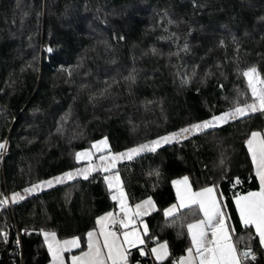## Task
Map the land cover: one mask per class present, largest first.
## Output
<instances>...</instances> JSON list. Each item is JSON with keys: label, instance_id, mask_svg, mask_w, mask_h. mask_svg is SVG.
Instances as JSON below:
<instances>
[{"label": "trees", "instance_id": "1", "mask_svg": "<svg viewBox=\"0 0 264 264\" xmlns=\"http://www.w3.org/2000/svg\"><path fill=\"white\" fill-rule=\"evenodd\" d=\"M264 79V0H0V142L9 152L3 177L10 193L82 166L76 154L101 138L106 152L136 147L253 101L247 77ZM264 87V85H262ZM264 130V111L250 112L118 162L129 204L147 196L148 249L129 264H176L191 246L187 223L196 206L165 217L175 202L172 180L193 189L215 187L243 254L264 264V247L241 225L233 197L258 183L245 142ZM109 172L97 170L16 199L0 208V264H46L41 231L59 239L85 234L98 215L115 208ZM239 181V183H237ZM195 213V215H194ZM14 221L29 232L20 239ZM164 241L168 255L149 254Z\"/></svg>", "mask_w": 264, "mask_h": 264}, {"label": "snow or ice", "instance_id": "2", "mask_svg": "<svg viewBox=\"0 0 264 264\" xmlns=\"http://www.w3.org/2000/svg\"><path fill=\"white\" fill-rule=\"evenodd\" d=\"M243 75L248 78V86L251 89L252 96L255 98L253 103L245 104L243 107L237 106L233 110L225 112L220 116H213L210 120H206L201 124L191 125L189 128L181 129L178 133L163 136L150 143L129 148L125 152L109 154L107 157L101 156L99 159L105 162L102 170L104 172H110L115 167L117 160L132 159L144 151L154 152L162 143H169L185 133L211 128L216 126L217 123L227 122L229 119L238 116H245L248 112L264 111V87H258V85H264V79H257L258 74L254 67L245 71ZM248 146L256 167V175L259 178L260 188L259 191L248 192L247 195L238 196L235 202L243 225L245 227L254 225L260 243L264 245V136L260 132H253L251 138L248 140ZM2 148H4V145L0 144V149ZM92 148L96 151H104L107 148V140L105 139L94 143ZM92 155L93 153L90 151L78 152L76 154L78 161L81 159L90 161ZM90 170H96L95 166L91 165V163L88 168L77 170V173L84 175L85 179H87V173ZM65 178H73V173H66L65 177H56L55 182L61 183ZM105 181L109 188L115 189L117 193L113 196V199L118 200L120 210L124 213V218L119 221L123 227L127 228L133 224L136 217L147 215L149 210L155 207L152 199L149 198L137 204L133 211L127 204V197L123 191L119 173L105 176ZM52 183V180L41 182L40 184L33 185L30 189H25V192L35 191L44 184L51 186ZM173 183L177 186L178 202L165 210V216L173 217L181 209H190L193 206H196L199 212L203 214L202 218L194 219L192 222L187 223V232L191 238L192 246L187 249L188 255L182 258L181 264H196L197 260L198 264H242L241 254L237 252L235 245L232 243L229 234L230 226L226 225L225 214L221 211L217 199L213 195L214 189L207 187L200 191H192L187 177H184L183 180L174 181ZM181 185L183 188H181ZM11 199L15 202L16 199H23V197L19 193H13ZM7 202L8 198L0 200V204ZM112 217L113 214L108 213L97 221L98 224L102 225L101 235L104 236L103 248L107 249L106 256L99 242L93 239L94 233L89 232V251L83 253L81 256H74L72 258V264H106V261H111V264H123L126 261L123 244L117 242L119 238L114 232L103 230V222ZM209 233H211V238H209ZM145 234H147V225H145ZM123 236V243L129 245L144 243V240L140 238L134 228L130 232H124ZM45 239L48 243V249L52 254L53 261H61V264L62 252L71 247L80 246L79 238L60 241L57 240L54 232L45 233ZM193 250H195V255L193 254ZM151 252L156 255L158 260H163L168 255L167 244H160L158 247L152 248ZM141 254L144 253L142 252ZM249 254L244 253L243 255L247 257Z\"/></svg>", "mask_w": 264, "mask_h": 264}, {"label": "crops", "instance_id": "3", "mask_svg": "<svg viewBox=\"0 0 264 264\" xmlns=\"http://www.w3.org/2000/svg\"><path fill=\"white\" fill-rule=\"evenodd\" d=\"M223 113H225V112H223ZM223 113H221V114H219V115H217V116H220V115H222ZM248 113H250V112H248ZM228 121H229V120H228ZM253 132H260V133L262 134V136H264V130H262V131L254 130V131L250 132V134H249V136L247 137L246 142H245V146H246L247 152H248V154H249V158H250V160H251V164H252V167H253V171H254V174H255V177H256V180H257V183H258V188H257V189H251V190H248V191H246V192L239 193V194H237V195H235V196L233 197V205H234L235 211H236V213H237V217H238V219H239L241 225H243V223L241 222V218H240V215H239V210H238L237 205H236V202H235V201H236V198H237L238 196L247 195L248 192L259 191V188H260L259 178H258L257 175H256V167H255V165H254V163H253L252 155H251V152H250V150H249V146H248V140L251 138V134H252ZM107 149H108V147H107L104 151L96 153V154L94 155L93 158L96 160V159H97V156H98L99 154H100V156H105V155H103L102 153H107V152H106ZM123 151H124V150H123ZM81 160H82V161H85V163L87 162L86 160H83V159H81ZM81 160H80V161H81ZM117 162H119V161H117ZM117 162H115V165L117 164ZM83 165H84V164H83ZM79 167H80V166H79ZM77 168H78V167H77ZM95 169H96V170H90V171L87 173V175H90V174H92L93 172H95V171H97V170L103 171V170H102L103 168L100 169L98 166H95ZM103 172H104V171H103ZM114 174H115V173L109 172V173L106 174L105 176H111V175H114ZM184 177H185V176H183V177H179V178H175V179L172 180L171 184H172V188H173V191H174V193H175V196H176V200H175V202L169 204L168 206H166V207L163 209V215H164V216H165V214H164L165 210L168 209V208H170L173 204H176V203L178 202V197H177V186L174 185L173 182H174V181L183 180ZM106 183H107V182H106ZM188 184L190 185L192 191H200L201 189H204V188H207V187H212V188L214 189L213 195L216 197L217 202H218V206L220 207L221 211L225 214V222H226V225H228V224H227L226 213H225V211H224V209H223V206H222V204H221V202H220V200H219V197H218V195H217V191H216L215 187H213V186H207V187H204V188H201V189L195 190V189L192 188L189 179H188ZM181 188H183L182 185H181ZM112 190H113V192H112V198H113V196L116 195L117 193H116L115 189H112ZM38 191H40V190H38ZM38 191H36V192H38ZM123 191H124V190H123ZM124 193H125V192H124ZM125 195H126V194H125ZM149 198H151V197H150V196H147V197H145V198H143V199H141V200H139V201H137V202H135V203H133V204H129L128 201H127V204H128V206H129L131 209H133V211H134V210H135V206H136L137 204H140V203H142L143 201H145V200H147V199H149ZM151 199H152L153 204H154L155 207H154L153 209L149 210V212H148L147 215H149L150 213L154 212V211L157 209V206H156V204H155V201L153 200V198H151ZM113 200H114L115 203H116L115 208H113V209H111V210H109V211H107V212H104V213L98 215V216L96 217V219H95V227L92 228V229H90V230H88V231L86 232V234H85V248H84L83 250L77 251V250L80 248V246H81V241H80V246H79V247H71V248H69L68 250L62 252V254H61L62 264H72V258H73L74 256H81L83 253L89 251V249H88V233H89V232L94 233V237H93V239H94V240H97V241L99 242V245H100V247H101L103 253H104L105 256H106V254H107V249H106V248H103L104 236L101 235L102 225H101V224H98L97 221H98L101 217L106 216L108 213H112V214H113V217H112V218H109V220L103 222V230H104V231L114 232V233L116 234V236L119 238L117 242H118V243H122V244H123V248L125 249L126 261L123 262V264H129V263H128V256H129V255H128V251H129V250H133V249H137V248L140 249L141 246L145 243V236L148 234V225H147V222H146V219H145L147 215H143V216L136 217L135 220H134V222H133V224H131V225H129L127 228H125V227H123V226L119 223V221H120L122 218H124V213L121 212V210H120V204H119L118 200H115V199H113ZM165 217H166V216H165ZM202 217H203V214L201 213V218H202ZM113 220H115V222H113ZM111 224H113V225H117V226L121 227L123 230H122L121 232H119V231H116V230H114V229H110V228H109V225H111ZM145 225H147V234H145ZM243 226H244V225H243ZM250 226L253 228L254 232L256 233L255 226H254V225H250ZM133 228L136 230V232L138 233V235L140 236V238L144 240V243H143V244L137 243V244H135V245H129V244H127V243H123V241H124L123 233H124V232H130V231L133 230ZM45 233H52V232H51V231H41L42 239H43V241H44V243H45V246H46V249H47V251H48V253H49V261H48L46 264H61V261H55V262L53 261L52 254L49 252V249H48V243L46 242V239H45ZM229 234H230V236H231V229H230V228H229ZM256 235H257V237H258V239H259V236H258L257 233H256ZM56 238H57V236H56ZM73 238H78V237H77V236H72V237H68V238H65V239H59V238H57V240L64 241V240H71V239H73ZM209 238H211V233H209ZM190 239H191V238H190ZM79 240H80V239H79ZM259 242H260V239H259ZM163 243H166V242L161 241V242H158V243H154V244L151 245L150 248H149V254H150V256H151L156 262L164 261L166 258H164L163 260H158V259L156 258V255L153 254V253L151 252V249H152V248H156V247H158L160 244H163ZM232 243H233V241H232ZM233 244H234V243H233ZM260 245H261L262 247H264V245H262L261 243H260ZM191 246H192V245H191ZM191 246H190V247H191ZM187 249H188V248H187ZM187 249L185 250V253L179 258V260L177 261L176 264H181V260H182V258H184V257H186V256L188 255V253H187ZM236 249H237V248H236ZM167 250H168V246H167ZM237 252H238L239 254H241V252H240L238 249H237ZM193 254L195 255V250H193ZM242 255H243V254H241V257H240V258H241V261H242ZM106 264H111V261H106ZM196 264H198V260L196 261Z\"/></svg>", "mask_w": 264, "mask_h": 264}, {"label": "built area", "instance_id": "4", "mask_svg": "<svg viewBox=\"0 0 264 264\" xmlns=\"http://www.w3.org/2000/svg\"><path fill=\"white\" fill-rule=\"evenodd\" d=\"M230 121V120H229ZM0 144L4 145V148L0 149V200H4L5 198H8V202L7 203H2L0 204V208L4 207V208H10L12 210V203L9 201V191L7 190V187L5 185L4 182V177H3V161H4V157L5 155L9 152V145L7 140L1 141ZM110 229H114L116 231L121 232L123 229L117 225H109ZM14 230V234H15V239H14V245L16 246L17 251L21 254V248H20V239L22 236L26 235L29 232V229L26 228H22L19 229L17 224L12 221L10 225H7L1 232L2 235V239L4 243H8L9 242V238H10V234L11 231ZM148 249V246L146 243H144L140 249H138L140 252H145ZM132 252V250L128 251V255H130ZM257 259V254L256 253H251L250 254V259ZM10 264H15L12 259H10Z\"/></svg>", "mask_w": 264, "mask_h": 264}, {"label": "rangeland", "instance_id": "5", "mask_svg": "<svg viewBox=\"0 0 264 264\" xmlns=\"http://www.w3.org/2000/svg\"><path fill=\"white\" fill-rule=\"evenodd\" d=\"M246 71H247V70H246ZM257 79H258V80L260 79L259 76H257ZM247 80H248V78H247ZM258 87H263V86H262V85H258ZM250 91H251V89H250ZM251 95H252V92H251ZM254 99H255V98L253 97V101L250 102L249 104L253 103V102H254ZM240 107H243V106H240ZM229 111H231V110H229ZM229 111H227V112H229ZM232 119H233V118H232ZM207 120H210V119H207ZM229 120H231V119H229ZM204 121H206V120H203V121H201V122H199V123H196V124H201V123H203ZM221 123H224V122L217 123L216 125H219V124H221ZM189 127H190V126H188L187 128H189ZM204 129H206V128H204ZM204 129H201V130H204ZM179 131H180V130H179ZM179 131H176V132H173V133H178ZM197 131H200V130H197ZM197 131H193V132L185 133V134L179 136L177 139H174V140H180V139H183V138H185V137H188V136L192 135L193 133H195V132H197ZM173 133H169V134H166V135H163V136H168V135L173 134ZM163 136H160V137H163ZM160 137H157V138H155V139H153V140L147 141V142H145V143H143V144L150 143L151 141L157 140V139H159ZM105 139H106V138H101V139H99V140H96V141H94V142L91 144V146H90L89 148H86V149H83V150H80V151H79V152L90 151V152L93 153V155H92L90 161L87 160V159H83V160H86V161H87L84 165H82V166H80V167H78V168H74V169H71V170H67V171H65V172H63V173H61V174L55 175V176H53V177H51V178H48V179H45V180L41 181V182H45V181L52 180L53 183H52L51 186H48L47 184H44L42 187L36 189L35 191H32V192H25V189H30V188L33 187V185H36V184H40V183H41V182H38V183H36V184H33V185H31V186H29V187H27V188H25V189L19 191L18 193H19L22 197H26V196H28V195H30V194H32V193H35V192L38 191V190H43V189H45V188H49V187H52V186H54V185L61 184V183L66 182V181H68V180L74 179V178H76V177H84V175L78 174V173H77V170H83V169H85V168H88L90 163H91V165H93V166H98L100 169H102L103 166H104V163H105V162H102V161L99 159V158L101 157L100 154L97 156V159H96V160L93 158L94 155H95L96 153H98V152H102V151H96L95 149L92 148V145H93L94 143H97V142H99V141H101V140H105ZM172 141H173V140H172ZM172 141H171V142H172ZM169 143H170V142H169ZM166 144H167V143H166ZM162 145H165V143H162L160 146H162ZM160 146H159V147H160ZM107 147H108V142H107ZM157 148H158V147H157ZM125 151H126V150H124V151H119V152H115V153L107 152V153H102V154L105 155V157H107V156H109V154H117V153H122V152H125ZM144 152H145V151H144ZM141 153H143V152H141ZM141 153H140V154H141ZM122 160H128V159H121V160H117V161L120 162V161H122ZM117 161H116V162H117ZM117 163H118V162H117ZM66 173H73V178H71V179L65 178V179L63 180V182H61V183H56V182H55V178H56V177H65V174H66ZM87 176H88V175H87ZM12 194H13V193H9V201H10V202L12 203V205H13V201H12V199H11Z\"/></svg>", "mask_w": 264, "mask_h": 264}, {"label": "water", "instance_id": "6", "mask_svg": "<svg viewBox=\"0 0 264 264\" xmlns=\"http://www.w3.org/2000/svg\"><path fill=\"white\" fill-rule=\"evenodd\" d=\"M244 253H248V252H247V251H245ZM244 253H243V254H244Z\"/></svg>", "mask_w": 264, "mask_h": 264}]
</instances>
